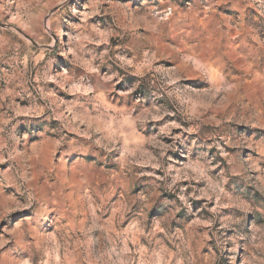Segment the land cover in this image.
<instances>
[{"label": "clouds", "instance_id": "9594fccd", "mask_svg": "<svg viewBox=\"0 0 264 264\" xmlns=\"http://www.w3.org/2000/svg\"><path fill=\"white\" fill-rule=\"evenodd\" d=\"M0 264H264V0H0Z\"/></svg>", "mask_w": 264, "mask_h": 264}]
</instances>
